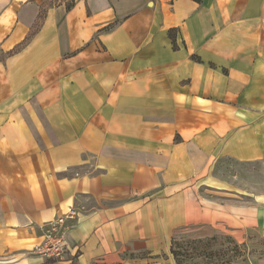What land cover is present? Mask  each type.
<instances>
[{
	"label": "crops",
	"instance_id": "crops-1",
	"mask_svg": "<svg viewBox=\"0 0 264 264\" xmlns=\"http://www.w3.org/2000/svg\"><path fill=\"white\" fill-rule=\"evenodd\" d=\"M44 1L0 0V264H49L73 207L55 264L264 238L258 173L228 168L264 165V0H54L9 54Z\"/></svg>",
	"mask_w": 264,
	"mask_h": 264
},
{
	"label": "rangeland",
	"instance_id": "rangeland-1",
	"mask_svg": "<svg viewBox=\"0 0 264 264\" xmlns=\"http://www.w3.org/2000/svg\"><path fill=\"white\" fill-rule=\"evenodd\" d=\"M59 1V0H55ZM67 1V0H65ZM69 2V0H68ZM231 170H240L245 176L258 173L261 190L264 188V165L254 168L228 163ZM252 172H245L251 170ZM189 238L179 236L176 240L183 241L180 247L181 264H264V238L259 235L248 237L246 242L238 243L231 236H215L214 239L202 243L190 244ZM235 241V242H232ZM237 242V243H236ZM173 244V241H172ZM171 244V246H172ZM237 244V245H236ZM196 247L197 252L193 248ZM194 253H193V252ZM67 252V250H66ZM66 256V255H65ZM233 260V261H230ZM104 264V263H103ZM124 264H177L171 250L161 253L139 252L129 254Z\"/></svg>",
	"mask_w": 264,
	"mask_h": 264
},
{
	"label": "built area",
	"instance_id": "built-area-1",
	"mask_svg": "<svg viewBox=\"0 0 264 264\" xmlns=\"http://www.w3.org/2000/svg\"><path fill=\"white\" fill-rule=\"evenodd\" d=\"M78 213L79 211L73 207L67 214L58 216L53 220L46 230L45 241L36 246L33 252L47 259L49 264L63 260L67 250L65 224L67 220L75 219Z\"/></svg>",
	"mask_w": 264,
	"mask_h": 264
},
{
	"label": "trees",
	"instance_id": "trees-1",
	"mask_svg": "<svg viewBox=\"0 0 264 264\" xmlns=\"http://www.w3.org/2000/svg\"><path fill=\"white\" fill-rule=\"evenodd\" d=\"M53 2H54V0H51V3L48 2L47 0H45L43 2V5H42L41 10H40V13L38 15L37 22L35 23L34 27L31 29V34L27 38H25V40L21 43V45H19L17 48H15L11 52H9V54L20 50L21 47L30 39V37H32L36 33V31L39 28L41 22L45 18V15H46V12H47V8L50 5H52ZM74 4H75V0H69V2L67 0V2H66L67 9L70 10L74 6ZM214 238L215 237H212L211 239H214ZM207 240H210V238H206V239H188L187 242L190 243V244H197V243H202V242L207 241ZM183 241H179V240L175 239V240H173V244L170 247L171 253L174 256L175 261H176L177 264H181V262H182L181 259H180L181 253L178 250V248H180L183 245V243H182ZM232 242H235V241L232 240ZM176 245H179L180 247H176ZM193 250H194V252L198 251V250H196V247H194ZM230 261H233V260H230ZM93 264H103V263H93ZM104 264H106V263H104ZM113 264H124V263L119 262V263H113Z\"/></svg>",
	"mask_w": 264,
	"mask_h": 264
}]
</instances>
